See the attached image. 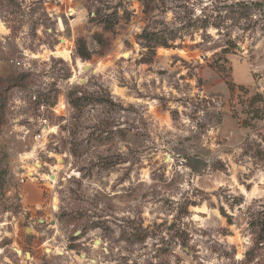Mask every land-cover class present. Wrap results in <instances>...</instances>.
<instances>
[{"label":"rangeland","instance_id":"obj_1","mask_svg":"<svg viewBox=\"0 0 264 264\" xmlns=\"http://www.w3.org/2000/svg\"><path fill=\"white\" fill-rule=\"evenodd\" d=\"M145 2L0 0V264L244 257L264 208V0ZM236 2L250 5L236 26L143 48V32ZM24 55L28 71L10 63Z\"/></svg>","mask_w":264,"mask_h":264},{"label":"trees","instance_id":"obj_2","mask_svg":"<svg viewBox=\"0 0 264 264\" xmlns=\"http://www.w3.org/2000/svg\"><path fill=\"white\" fill-rule=\"evenodd\" d=\"M143 3L146 7H148L145 0H143ZM257 5H259V3L252 4L253 7H256ZM249 6L250 5L245 2L230 3L229 5L226 4L225 8L228 10H226L224 16H220L219 14L213 17L212 14L201 12L200 16L196 17L194 20L190 18L183 22L180 27L166 30V35L165 33L156 31L149 33L143 32L141 37L146 41L143 48L153 51L156 47H177L184 41L183 38L186 34L190 35L198 31L205 33L208 28L221 30L220 28L223 27V29H228V25H224L227 21H230L231 25L236 26L243 19L247 20L249 18V14L246 12V10L249 9ZM101 24L103 25V30L109 32L112 30L113 26L117 24V20L114 15H108L103 18ZM95 40L102 49L107 47L104 44L105 42L102 40V35H96ZM176 40H179V44L177 46L174 45ZM226 52L227 50L223 49L221 54H225ZM75 55L84 60H88L90 57L81 39L76 40ZM214 56H217V54H214ZM219 59H222L225 63L227 62L225 58H221L220 56H217L215 61H218ZM215 69L217 72L221 73L225 69L228 70L230 68L223 66V64H217ZM225 84L229 87V90H232L231 83L225 82ZM72 105L74 107L75 103L73 102ZM249 227L251 229L250 246L246 250L244 257L239 261L234 260L232 257L224 264H264V208L260 212L259 217L250 221Z\"/></svg>","mask_w":264,"mask_h":264},{"label":"bare ground","instance_id":"obj_3","mask_svg":"<svg viewBox=\"0 0 264 264\" xmlns=\"http://www.w3.org/2000/svg\"><path fill=\"white\" fill-rule=\"evenodd\" d=\"M60 27H62L61 22H60ZM62 44H63V42H62ZM48 55H52V56L57 57V58H62L64 60H68L69 56H70V52L67 49H65L64 47H62V48L59 47V48H56L54 51H49ZM85 66L86 65H79V71L81 73L83 72ZM95 71H98V68H96ZM30 175H32V174H30ZM50 179L52 181H55V177L54 176H51ZM56 201H57L56 199H53V208H54V210L56 209V206H55ZM49 252L50 251H48L47 253H49ZM59 253L61 254V252H59Z\"/></svg>","mask_w":264,"mask_h":264},{"label":"crops","instance_id":"obj_4","mask_svg":"<svg viewBox=\"0 0 264 264\" xmlns=\"http://www.w3.org/2000/svg\"><path fill=\"white\" fill-rule=\"evenodd\" d=\"M39 180L42 181L41 178ZM30 185L31 186L29 188H25L23 190L25 198H27L29 204H39L41 198V190L35 183H32Z\"/></svg>","mask_w":264,"mask_h":264},{"label":"built area","instance_id":"obj_5","mask_svg":"<svg viewBox=\"0 0 264 264\" xmlns=\"http://www.w3.org/2000/svg\"><path fill=\"white\" fill-rule=\"evenodd\" d=\"M10 63L24 71H28L30 69V63L28 62V58L26 55H24L23 58H20L19 60H11ZM37 137L40 138V136Z\"/></svg>","mask_w":264,"mask_h":264},{"label":"water","instance_id":"obj_6","mask_svg":"<svg viewBox=\"0 0 264 264\" xmlns=\"http://www.w3.org/2000/svg\"><path fill=\"white\" fill-rule=\"evenodd\" d=\"M90 69V66L89 65H86L85 68H84V71H88ZM95 244H99V241H95ZM15 253L17 255H22V252L20 250H17V249H14ZM26 256H29L28 253L25 254ZM83 257V256H82Z\"/></svg>","mask_w":264,"mask_h":264}]
</instances>
